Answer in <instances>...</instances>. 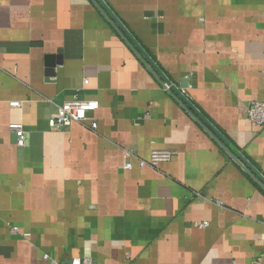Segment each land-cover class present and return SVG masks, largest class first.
Returning a JSON list of instances; mask_svg holds the SVG:
<instances>
[{
    "label": "crops",
    "instance_id": "crops-1",
    "mask_svg": "<svg viewBox=\"0 0 264 264\" xmlns=\"http://www.w3.org/2000/svg\"><path fill=\"white\" fill-rule=\"evenodd\" d=\"M103 2L264 176V128L247 116L264 101V0ZM73 98L98 102L95 130L49 126ZM154 149L174 155L139 166ZM45 254L65 264H264V191L91 0H0V264H50Z\"/></svg>",
    "mask_w": 264,
    "mask_h": 264
},
{
    "label": "built area",
    "instance_id": "built-area-1",
    "mask_svg": "<svg viewBox=\"0 0 264 264\" xmlns=\"http://www.w3.org/2000/svg\"><path fill=\"white\" fill-rule=\"evenodd\" d=\"M87 79L83 80L86 84ZM98 108V102L96 100H86L73 98L66 100L57 106L56 116L48 120V124L53 128H60L69 126L73 122L77 123H89V127L95 130L97 127V121L93 117L89 116L90 113ZM248 118L260 127L264 128V101H255L249 104L247 108ZM10 130L16 137L17 146H22L25 142L26 132L21 122H14L10 124ZM174 152L170 150H151L147 160L138 158L137 162L139 166H152L156 167L160 162L169 160ZM123 168L130 169L132 167L131 157H135L131 150H124ZM12 231H17L16 226L11 227ZM49 259L50 264H65L59 262L53 258L44 255ZM69 264H91L90 258L81 257L73 258Z\"/></svg>",
    "mask_w": 264,
    "mask_h": 264
},
{
    "label": "water",
    "instance_id": "water-1",
    "mask_svg": "<svg viewBox=\"0 0 264 264\" xmlns=\"http://www.w3.org/2000/svg\"><path fill=\"white\" fill-rule=\"evenodd\" d=\"M91 1L167 92L196 119L200 126L225 150L232 160L264 191V176L241 153L236 152L226 138L171 83L103 0ZM184 87H186V84L185 81H182L181 88Z\"/></svg>",
    "mask_w": 264,
    "mask_h": 264
}]
</instances>
